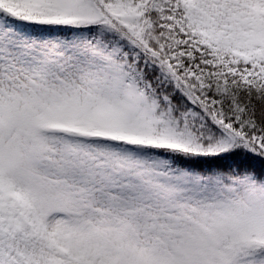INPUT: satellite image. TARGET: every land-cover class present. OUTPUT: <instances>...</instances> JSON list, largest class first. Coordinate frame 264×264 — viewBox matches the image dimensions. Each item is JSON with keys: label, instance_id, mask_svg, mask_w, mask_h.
<instances>
[{"label": "snow or ice", "instance_id": "1", "mask_svg": "<svg viewBox=\"0 0 264 264\" xmlns=\"http://www.w3.org/2000/svg\"><path fill=\"white\" fill-rule=\"evenodd\" d=\"M0 264H264V0H0Z\"/></svg>", "mask_w": 264, "mask_h": 264}]
</instances>
